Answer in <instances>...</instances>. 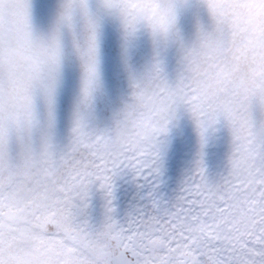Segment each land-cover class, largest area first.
Here are the masks:
<instances>
[{
    "label": "snow or ice",
    "instance_id": "1",
    "mask_svg": "<svg viewBox=\"0 0 264 264\" xmlns=\"http://www.w3.org/2000/svg\"><path fill=\"white\" fill-rule=\"evenodd\" d=\"M0 264H264V0H0Z\"/></svg>",
    "mask_w": 264,
    "mask_h": 264
},
{
    "label": "rangeland",
    "instance_id": "2",
    "mask_svg": "<svg viewBox=\"0 0 264 264\" xmlns=\"http://www.w3.org/2000/svg\"><path fill=\"white\" fill-rule=\"evenodd\" d=\"M46 2V0H45ZM112 55H115V48L113 47ZM188 132L185 131V138H187ZM215 150H213V153ZM210 153L208 158V164L210 171H215L219 164L217 156ZM182 167V160L177 156L175 148L169 152L166 162L165 184L162 186L161 194L167 198H170L174 194V190L177 186L179 179L180 169ZM117 203L120 211L123 213L130 205L138 202V190L134 184L127 179H121L117 181ZM102 201L99 195H96L93 200V212L98 218L101 213Z\"/></svg>",
    "mask_w": 264,
    "mask_h": 264
}]
</instances>
